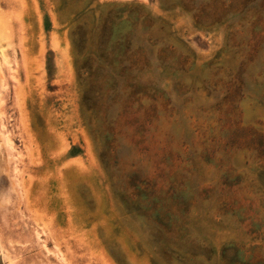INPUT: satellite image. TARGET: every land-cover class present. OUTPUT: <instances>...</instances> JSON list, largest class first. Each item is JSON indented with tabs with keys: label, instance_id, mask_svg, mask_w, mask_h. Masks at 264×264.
Instances as JSON below:
<instances>
[{
	"label": "rangeland",
	"instance_id": "obj_1",
	"mask_svg": "<svg viewBox=\"0 0 264 264\" xmlns=\"http://www.w3.org/2000/svg\"><path fill=\"white\" fill-rule=\"evenodd\" d=\"M0 264H264V0H0Z\"/></svg>",
	"mask_w": 264,
	"mask_h": 264
},
{
	"label": "trees",
	"instance_id": "obj_2",
	"mask_svg": "<svg viewBox=\"0 0 264 264\" xmlns=\"http://www.w3.org/2000/svg\"><path fill=\"white\" fill-rule=\"evenodd\" d=\"M229 84V83H228ZM231 87V84L229 85ZM158 97H161V96H158ZM140 99V98H139ZM163 101H166V99H164L162 97ZM155 100H161L160 98H157ZM225 106H226V109L223 110L220 109L219 110V115L224 117V113H225V116L226 115H229V117L231 118L232 116V113L231 112H226L228 110V103H224ZM169 105V104H167ZM167 105H163L161 107V109L163 110V116L162 118L165 119L166 121H170V119H174L173 118L177 113L174 112V110H172L170 108V106L168 107ZM156 108H159L157 106H149L148 108V112H147V115L149 114V117L151 118H154V116H157L154 112H155V109ZM199 111V110H198ZM202 115H205L207 113L210 112L207 111L206 109H200L199 111ZM155 114V115H154ZM157 120V119H156ZM195 121H198L199 119L198 118H195L194 119ZM221 121V120H220ZM234 123V122H233ZM170 125V124H168ZM236 124L234 125H226L225 127L223 125H220L219 123L217 124V126H210L209 129H205V132H202V130L204 129V126H201L200 125V122L198 121V123L196 122L194 127L191 128V130L189 131V134H188V131L186 129H182V133L183 135L182 136H179V138L171 135L170 133H168L165 128H162V129H159L157 127V125H152L151 127V135H150V138L152 139V146L154 148V151L160 155V157L162 158V160L165 159L166 163L168 165H176L179 163V166H184L183 163H184V160L186 158V154H187V151H188V148L189 147H193V146H198L199 147V152L196 151V153H199L201 155V159L203 160V162L205 163L206 162V168L208 169H222L223 166L221 165H218V164H215L213 165L212 163L209 164L206 160L207 158V155H210L208 157H210L212 160H217L216 162H219L221 159V154H219L218 151H215L213 154H207L209 151H208V147L209 145H211V143H216L217 145H223L225 143H227L228 141L227 140H224V139H227L226 137V134L229 132L231 138L234 136L233 133H232V130L231 129H237L239 130V126H235ZM137 129L134 127V131H136ZM137 132V131H136ZM134 133L131 138L132 139H137V133ZM159 134H162V138L159 139L157 138V136H159ZM104 138H99L98 140L100 141L101 143V147L99 148L100 149V159L103 163H105V160L107 158L108 155H110L111 153H113V150L112 148H110L108 145L106 147V143L105 141H103ZM226 141V142H224ZM230 142V141H229ZM132 144L134 146H136L137 144V141L136 142H132ZM192 151V150H190ZM235 153H237L238 155H240V149H236V150H233ZM195 152V151H194ZM232 152V150H230V153ZM228 153V152H227ZM219 157V158H218ZM222 158V157H221ZM168 161H171L172 163H168ZM185 167V166H184ZM213 167V168H212ZM228 168H225V169H228V171H232V166H227ZM187 170V168L185 167V171ZM184 180V179H183ZM158 188L161 187L164 183H166L167 181L166 180H163L161 179L160 181L158 180ZM174 182H172L173 184Z\"/></svg>",
	"mask_w": 264,
	"mask_h": 264
}]
</instances>
